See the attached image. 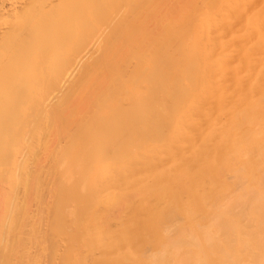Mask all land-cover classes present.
Wrapping results in <instances>:
<instances>
[{
    "label": "bare ground",
    "instance_id": "1",
    "mask_svg": "<svg viewBox=\"0 0 264 264\" xmlns=\"http://www.w3.org/2000/svg\"><path fill=\"white\" fill-rule=\"evenodd\" d=\"M11 1H0V15L41 4L23 38L0 30V85L16 79L23 60L9 50L15 42L30 49L28 39L37 40L28 75L49 64L44 54L66 35L88 41L71 67H59L65 97L15 112L22 97L0 94L1 145L8 131L33 141L56 121L73 129L57 155L74 161L83 181L89 231L76 243H96L120 202L117 250L103 249L99 264H264V0H26L20 9ZM13 169L0 165L7 187ZM74 182L70 197L81 189Z\"/></svg>",
    "mask_w": 264,
    "mask_h": 264
},
{
    "label": "rangeland",
    "instance_id": "2",
    "mask_svg": "<svg viewBox=\"0 0 264 264\" xmlns=\"http://www.w3.org/2000/svg\"><path fill=\"white\" fill-rule=\"evenodd\" d=\"M3 1L6 2V0ZM13 1L15 2V4H17V6H19L20 9V4L22 5V3L26 0H13ZM35 1L36 3L38 2L37 0H34V4ZM44 1L46 2V0H43V2ZM10 2L12 1L8 0L4 4L5 7H11L12 4H14L13 2L12 4ZM50 2H52V0H50ZM45 4H47V2ZM37 5L36 6L33 5V8L29 12H27V14L24 15L20 12L14 13L9 17H6V15L3 16L0 15V30L5 29L7 33H9L8 37H10L11 39L12 37L15 39L23 38L24 32L27 30V28L30 25H32L34 20L37 21L38 19L37 13H39V10L38 8H36ZM17 6L14 5L13 7L16 8ZM60 8L61 5L59 6V8H55L54 13H59V11L61 12ZM64 8L65 5L63 6V10ZM44 18L48 19L49 22L52 16L47 15ZM39 19H41V17H39ZM77 19L78 22L80 20L83 22V18L80 19V17L79 18L77 17L75 21H77ZM69 24H71V22L69 23L68 20H66L67 28H69ZM36 41L37 40L35 38L28 39L27 44L30 47V49H23L21 44L16 42L15 45H13L14 48L9 47L10 52L16 54L19 58H22L23 60L20 61V66L15 70L16 79L13 82L0 85V94H3L8 97H11L13 95H18L22 97V100L19 103L20 105L14 108L18 110V111L14 110L15 112H20L22 110L27 111V109L29 112L30 110H35L41 105L46 104L51 99H54V97L60 96V94H63V97H65V95H68V91H67L68 81L63 79L60 80L61 78L64 77V75H62V71H60L59 67L60 68L63 67L64 69L65 67H67V69L71 67L72 61L73 62L75 61L76 56L79 57L81 56L80 55L81 47L85 46L84 45L85 42L88 43V41H86L84 36H81V34L79 35L77 34V36L75 35L72 36L71 34L69 36L66 35V38L63 39V43L60 48L56 50L53 49V51L48 50L44 54V56H46V59L51 60L48 65L44 64L43 68L40 70L39 73H36L35 70V72L31 74L29 73L28 75H25V71H27V69L25 68L26 66L25 58L29 56L32 58L34 56L35 53L34 47ZM8 46H10L9 42H8ZM18 46H21V49ZM37 61L38 60H36V62ZM1 75H4V73L3 71L0 70V76ZM64 105L66 106V104ZM64 105H62L61 108H63ZM65 106L64 108H66ZM48 108L54 110V108L51 106H48ZM15 117L16 119H14V124H15L14 128H17L19 127L18 115ZM60 122L61 121L54 122L52 125L53 128L47 129V131L44 128H41L40 130L38 129L37 136L35 135L36 137L33 138V141H31L32 139L30 140L27 139L26 141V136L28 133L21 134V133H17L16 131L14 132L8 131L13 136V138H11V142L10 143L7 142L6 144L3 145H1L0 142V165L3 167L5 166L4 171H10V172L12 171L13 168L11 165H9V162L11 161L15 162L16 165L14 166L13 169L14 170L13 177L16 180L12 177L13 179H11L10 181L12 183L10 187H7L6 185L7 183L5 184L6 187H4L5 181L2 175L3 173L0 172V187L4 185L2 187L4 189L0 188L1 193L3 192L2 194L0 193V264H82L83 262H84L83 264H88V262L89 263L91 262L90 264H95V262L96 263L98 262L99 264L100 260L99 261L97 260H98V255H100L101 251L103 252V249H107V248H110V250L114 249L115 248L114 242L113 243L111 242L113 239L117 238L115 241L116 242L120 241L118 240L119 236L117 235V229L119 228L117 227L118 219H116L117 217H115V214L117 215L118 210L120 212L121 208H118L120 202H117L118 207H116L117 205L115 204L116 206L115 207L112 206L111 208L113 209H111L108 213L110 215L113 212L114 216L110 215L112 216L110 217L108 215L109 218L105 216L104 220H106V222L103 220L104 223H109L112 221V223L111 224L109 223V225L111 226L113 224L112 226L115 229L117 228L116 231L114 228L112 229L114 230V232L111 235L112 236L115 235L114 236L115 238H112L110 234L108 235L107 232H105V228L107 229L108 227V229L110 230L112 226L105 227L104 223L101 221L100 223H103L104 226L100 224V226L103 227L100 228L101 230L103 229L104 231L102 230L99 233V235L100 234L102 235L98 238L101 239V245L105 244L104 241L107 238L106 237L107 234L108 241L106 240L105 245L99 246L100 239L97 240V242L92 245L94 247L93 248L94 250L91 248L92 246L90 247L88 244H85L84 242L83 244H85V246L77 244L80 241L82 242V240L85 241L84 235H86L87 230L89 231V226L83 227L85 225L84 224L85 215H83L84 213H82L84 211L83 203L85 198V197L83 198L84 192H82V185H81L83 181L79 182L82 179L80 176L81 174L79 173L80 171L76 169L75 166L73 165L75 164V162L72 161L71 159L69 160L68 157L66 158L62 157L59 160V157L57 155V151L60 148V146L64 145L65 141H67L66 139L68 138L70 131L73 132V129L70 127H68L70 129L67 128L68 130L66 129L61 131L60 125L62 122L61 123ZM57 123L60 125H58ZM62 132L63 134H61ZM28 141L31 142L29 143ZM22 163L26 165V166L24 165L25 166L24 170L22 169L23 167ZM20 169L23 171V174ZM75 177H77L76 180L78 181L74 180ZM74 181L76 182V187L81 189L75 190L74 188V190L77 191L76 192L77 194L75 193L76 196L73 195V197H70L72 196V194L71 195L67 194V192H69L67 190L70 187L69 182H74ZM58 182L61 183V185ZM63 182L66 184H64ZM75 182L73 185L71 184L70 185L74 187ZM9 183L8 186L10 185ZM78 183L81 187L77 185ZM62 184L65 186H63ZM59 186H60V191L58 190ZM61 186L65 187L66 194L61 193L62 191H64L62 190ZM74 190L73 192H75ZM76 201L78 202L79 206H75V203H77ZM114 208H116L117 211H114L115 210ZM106 217L110 221L107 220ZM111 218L114 219L111 220ZM74 219L77 220L74 221ZM124 236L126 237V234H124ZM101 237H103V239ZM109 237H111V240L109 239ZM76 241L78 242L76 243ZM133 241L136 244H138V241L136 242V240L130 239V243L132 242L131 246L132 245L134 246V247L132 246V248H136L137 245H134ZM85 242L87 243V241ZM116 242L115 245H118L116 247L117 248L119 246L121 247L118 249V252L115 250L114 251L115 253L116 252L119 253L122 250L123 246L121 245L122 244L121 242L120 245L117 244ZM75 243L79 245V247L81 246L82 248L84 247L86 248H84V251L82 248L75 249L77 245L74 248L72 247L73 245H75ZM146 243L148 245H146ZM146 243L145 245L147 247L146 246L144 247L143 252L151 249V246L149 245L150 243L148 241ZM69 245L73 248L72 250V248L70 247L71 251L74 252V250L77 251L78 249L79 251V252L77 251L78 254L81 253L82 255L84 254L83 252H85V254L88 255L85 256L84 254L82 256L81 255L78 256L77 253L74 254L72 252L70 257L69 256L70 249H68ZM113 246L114 248H112ZM91 250L93 252L95 251V253L91 254L90 256V252L92 253ZM147 253L149 254V252ZM147 253H145V255ZM95 254L97 256H95ZM75 255L77 256V258L72 260L73 256ZM83 256L84 257L88 256L87 260ZM115 258L113 259V261L116 260V262L118 261L116 264H119V260L117 259L118 257ZM84 260L88 262H85ZM103 264H109V263L103 262Z\"/></svg>",
    "mask_w": 264,
    "mask_h": 264
}]
</instances>
